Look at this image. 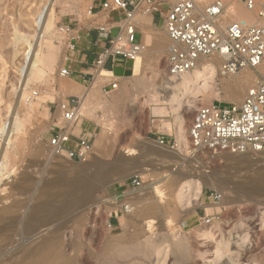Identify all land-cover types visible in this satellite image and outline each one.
<instances>
[{
    "label": "rangeland",
    "instance_id": "obj_1",
    "mask_svg": "<svg viewBox=\"0 0 264 264\" xmlns=\"http://www.w3.org/2000/svg\"><path fill=\"white\" fill-rule=\"evenodd\" d=\"M103 1L0 0V127L14 123L15 116L20 119L19 131L11 133L7 142L0 137V155L6 156L8 163L0 197L7 198V203L31 198L29 207H32L37 202L39 186L23 195L13 192L21 178L29 175L36 180H53L64 175L72 179L82 169L85 189L72 200L57 199L47 206L45 210L61 207L60 213L54 219L46 218V226L38 231L49 230L53 234L44 231L42 235L61 236L64 249L72 258L76 257L78 264H264V197L260 196L263 192L252 188L264 185V154L214 155L193 153L189 149L184 154L187 162L181 169L158 152L157 148H170L157 144L151 133L152 126L160 123L164 132L172 134L178 142L179 112L159 98L163 83L171 76L167 74L166 52H153L159 41L167 48L169 39L164 29L150 23V16L138 18L144 24L141 31L145 48L135 62L136 76L123 80L108 96L101 92L102 86L110 82L106 78L93 93L87 94L81 114L97 122L96 140L101 138L94 145V155L85 163H75L51 153L48 146L50 108L67 96L62 85L67 78L60 77L67 38L59 30L67 26L75 28L78 23L87 24L92 20L88 16L90 6ZM213 1L202 0L204 4ZM223 1L227 6L225 25L245 20L231 17L230 6L255 17L237 0ZM49 3L53 4L54 25L46 40L47 47L46 42L44 46L51 62L41 65L29 83L26 98L19 101L20 69L27 50L20 40L33 33L37 14ZM167 7L156 14L160 26L164 24ZM146 37L149 43L144 42ZM141 39V34H136V42ZM245 72L253 80L245 87L244 98L256 79L264 74L260 69ZM222 79L218 76L212 88L184 100L185 113L181 115L185 117L187 136L201 107L221 104L228 108L242 102ZM155 110L161 113L158 119L152 117ZM165 123L170 127L164 126ZM40 152L43 153L40 155ZM91 162L100 168L87 169ZM169 172H173L172 180L166 175ZM134 177L140 178L141 187L131 185ZM184 177L200 187L195 200L186 198V202L179 197L178 187ZM116 192L121 196L116 198ZM216 195L221 196L220 201L215 199ZM139 197L144 198L141 204ZM223 202L226 204L222 205ZM124 204L132 206V213L116 217L115 213ZM148 207L154 211H148ZM24 221L8 231L12 245L0 252V264H17L23 248L34 245L30 239L32 234L25 233ZM60 228L62 231L56 233Z\"/></svg>",
    "mask_w": 264,
    "mask_h": 264
},
{
    "label": "built area",
    "instance_id": "obj_2",
    "mask_svg": "<svg viewBox=\"0 0 264 264\" xmlns=\"http://www.w3.org/2000/svg\"><path fill=\"white\" fill-rule=\"evenodd\" d=\"M237 1L256 15L259 24L235 21L225 26L223 18L227 6L222 0L209 4H203L201 0H104L99 8L93 4L88 10L92 20L88 21L87 28L96 29L109 42L95 62V68L103 70L109 59L135 64L143 53L142 42H136V34H141L137 19L156 15L167 5L163 29L169 39L165 53L169 76L182 77L193 71L201 60L214 57L223 60V70L228 74L241 69L256 70L264 63V2ZM98 11L103 16L123 13V17L111 24H97ZM59 34L67 38L66 51H74L79 40L74 28L61 27ZM68 61L69 57L65 54L60 70L62 78L71 76V71L64 66ZM108 79L110 82L104 88L107 96L118 89V82H114L112 76ZM33 96H37V93ZM83 104V97L64 96L50 108L52 121L48 146L53 154L75 163H84L94 155L97 137L98 128L92 130L91 126L83 127ZM222 106H203L196 112L188 130L191 152L240 155L250 150L264 151V74L247 92L240 105ZM156 141L160 146L179 150L176 138L171 146L164 137ZM131 185L141 187L140 178L134 177ZM215 199L220 201L221 196L216 195ZM132 211L130 204L123 205L115 214L118 217ZM109 227L112 228L111 225Z\"/></svg>",
    "mask_w": 264,
    "mask_h": 264
},
{
    "label": "bare ground",
    "instance_id": "obj_3",
    "mask_svg": "<svg viewBox=\"0 0 264 264\" xmlns=\"http://www.w3.org/2000/svg\"><path fill=\"white\" fill-rule=\"evenodd\" d=\"M257 3H261V2L257 1ZM42 8L43 9H41L40 13L37 14L38 16H36L35 18L33 33L24 35L20 40L23 42V45L24 44L26 45L27 50H25L26 52L24 55V63L20 69L21 87H20V92L18 94L19 101L21 99L24 100L26 98L27 88L29 86V83L31 79L33 78V76L38 71L41 70L40 69L41 65L43 63L51 62V56H49V54L48 56L45 55L46 48L44 44L46 40L49 38V35H50L49 32H51V28L54 25L53 4H50V3L48 5L45 4V7L43 6ZM229 11H230L231 17H243L245 19V20H236V21H246L253 25L259 24L260 22L257 19L256 15L252 12L250 13L255 15L254 18L253 16L251 17L245 13H241L239 9L237 10L233 8L232 6H230ZM137 23H138V29L139 31H141L142 27H144V24L142 22H138V19H137ZM223 24L225 25V22ZM141 32L143 33V31ZM145 41L146 43H149V38L146 37L144 42ZM47 42H46V47H47ZM142 46L143 48H145L143 42H142ZM166 50L167 48L165 47L163 42L159 41L156 43L153 53L162 54L166 52ZM143 54L144 52L142 53V55ZM141 56L139 58H141ZM257 69H260L264 73V63L261 66H259ZM246 70H249V69H241L234 74H228L223 70V60L220 57H214L212 59L201 60L199 65L193 71H190L189 73L183 75L182 77H178V78L170 77V79H167V81L163 83V86H162L163 90H162V93L160 94L161 97L159 98L160 100L161 99L163 100L162 103H165V105L170 104L171 106H173V108H175L176 111L179 112L177 116L178 117L177 123H178V134H179L178 135V142H179L178 146H180V151L178 152L171 151V148L170 149L157 148L159 149L158 152L163 154V156L167 160H170L171 162L178 164V166L181 167V169L185 167L187 159L184 157L185 156L184 154H186L187 151L190 149L189 147L190 140H189V136L185 134V129H184L185 117L184 115H181L185 109L184 100L188 98L190 95L194 94L193 96H196V95L203 93V91L207 90L208 88H212L210 86H212V84L215 82L218 76L219 77L221 76L223 77L221 82L225 83L229 88L232 89V91H235L236 94L239 96V100L243 101L244 100L243 92L245 90V87L248 86V84L252 82L251 79L253 78L249 73L245 72ZM226 76H230V79H225ZM257 82H258V79H256V83ZM255 85L256 84H254L251 88H253ZM251 88H249V90ZM154 114L159 115L161 113L155 110ZM12 116L14 117V114ZM19 120L20 119H18V116H15L13 120L14 123L13 122L4 123L0 127L1 128L0 129L1 139L7 142V138L9 137L11 133H14V132L16 133L19 131L20 129ZM164 126L170 127V124L165 123ZM100 141H101V138L96 140L95 143L98 144L100 143ZM8 144H10V142H8ZM253 152L254 151L250 150L244 153V155H248ZM41 153L43 152H40L39 154L41 155ZM256 153L264 154V151L255 152V154ZM5 154L6 152L4 153V155ZM53 155L55 157L58 156L55 154ZM240 155L242 156V154ZM59 157H62V156H59ZM6 159H7L6 156L3 157V155H0V186L2 185L3 177H5L4 175L7 173L8 163L6 162ZM87 165H88L87 169L91 167H94L96 169L100 168L99 164H97L96 162H93V163L91 162ZM166 175L171 180L173 179V172H169L168 174L166 173ZM204 178L207 179L206 176ZM20 180H21V183L19 182V184L17 185L18 183L17 182L16 183L17 186L15 187L13 186L14 187L13 192H17L18 194L23 195V194L28 193L33 188L35 189V187L37 188V186H39V194L36 199L37 202L32 207H29L31 198L26 197L27 199H25L24 201L16 200V201H11L10 203H7V198L0 197V252H3L4 248L6 249V247L10 248L9 245H12V240H11L12 236L9 235L11 232L8 233V231H11V229H13L18 222H22V220L25 219V221L23 222L24 229L26 230L25 233L29 232L30 234H32V238L30 239H32V243H34V245L31 247L29 245V247L27 248L25 247L26 245L24 246L25 248H23L22 253H21L22 257L17 264H78L76 260L74 259L76 257L72 258L71 255H69L67 251L64 249V246H63L64 244H63L61 236L55 235L53 237L48 234H47L48 236L42 235V232L49 233V230L43 229L45 232L44 231L38 232V231L46 226V222H45L46 218L54 219L60 213L61 207L52 206L48 210H45L47 206L49 207L51 203H55L57 199H61L64 202L67 200H72L76 194L80 193L82 190L85 189L86 187L85 170L81 169V171L76 172L72 179H68L67 177L62 175V176L56 177V179H53V180H48V178L47 179L40 178L39 180H36L32 176L25 175V177H23V179L21 178ZM196 183H194L192 180H187L186 177L181 179L179 187H178L179 197L183 198V200L186 198L195 200L196 199L195 197H197L198 194L200 193V187L199 186L197 187ZM262 184L260 186L259 185L252 186V188L254 190H260L261 193L263 192L264 194V187H263L264 185ZM30 195H33V193ZM138 201L141 204L144 202V198L139 197ZM186 202H187V199H186ZM225 204L226 203L224 202L222 203V205H225ZM124 205H129V204H124ZM147 210L150 212L154 211L150 207H148ZM23 211H25L24 214H23ZM124 215H127V214H124ZM60 231H62V228L56 230L55 232L59 233ZM6 233L7 235L6 237H4ZM50 233L53 234L52 231ZM7 250L9 252L10 249H7ZM7 254L10 255V252ZM2 255L1 257H4V255L3 256ZM6 259L4 261H6ZM18 260L19 259H17V261ZM8 264L10 263L8 262ZM11 264H14V263H11Z\"/></svg>",
    "mask_w": 264,
    "mask_h": 264
},
{
    "label": "crops",
    "instance_id": "obj_4",
    "mask_svg": "<svg viewBox=\"0 0 264 264\" xmlns=\"http://www.w3.org/2000/svg\"><path fill=\"white\" fill-rule=\"evenodd\" d=\"M98 8L100 4H95ZM123 17V13H113L108 16H103L102 12L98 11L96 15L97 24H103L105 22L111 24L113 21H118ZM150 23L159 29H163L157 23L156 15L150 16ZM74 32L79 37L76 41V49L72 52L66 51V55L69 57V61L64 65L71 71V76L67 78L63 83V87L67 96H81L85 100L89 95L95 91V88L100 82H103L108 77H113L114 82H118V85L122 83L123 80L127 78H132L136 76L137 66L130 61L124 60H113L109 59L103 70H97L95 68V62L97 61L99 55L104 51L105 48L109 46L108 40H105L100 36L96 29L89 30L87 24L78 23ZM141 42H143V33L141 32ZM106 85L102 86L101 92L104 94V88ZM85 104H83L84 107ZM83 109V108H82ZM153 118L158 119L160 114H152ZM84 117L83 127L91 126L92 130L98 127L95 120H91ZM152 135L157 139L164 137L166 142L171 146L174 142V136L172 134H167L162 129L160 123H156L152 126ZM116 192V198L121 195Z\"/></svg>",
    "mask_w": 264,
    "mask_h": 264
},
{
    "label": "water",
    "instance_id": "obj_5",
    "mask_svg": "<svg viewBox=\"0 0 264 264\" xmlns=\"http://www.w3.org/2000/svg\"><path fill=\"white\" fill-rule=\"evenodd\" d=\"M250 194H251V193H250ZM251 195H255V194H251ZM260 196L264 197V194H263V195H260Z\"/></svg>",
    "mask_w": 264,
    "mask_h": 264
}]
</instances>
